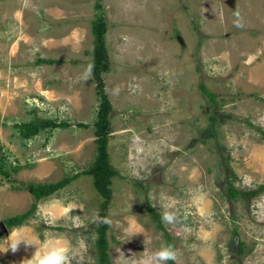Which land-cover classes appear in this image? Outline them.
I'll use <instances>...</instances> for the list:
<instances>
[{
    "label": "rangeland",
    "instance_id": "obj_1",
    "mask_svg": "<svg viewBox=\"0 0 264 264\" xmlns=\"http://www.w3.org/2000/svg\"><path fill=\"white\" fill-rule=\"evenodd\" d=\"M97 18L117 171L104 210L84 173L97 154ZM45 119L57 126L22 135ZM67 178L0 235V249L17 229L37 248L21 242L0 264H27L50 238L72 246L70 264H97L104 224L110 264H141L167 235L174 264H264V191L242 194L264 184V0H0V222L31 207V185ZM53 204L73 210L52 219Z\"/></svg>",
    "mask_w": 264,
    "mask_h": 264
},
{
    "label": "trees",
    "instance_id": "obj_2",
    "mask_svg": "<svg viewBox=\"0 0 264 264\" xmlns=\"http://www.w3.org/2000/svg\"><path fill=\"white\" fill-rule=\"evenodd\" d=\"M92 24L93 32L95 33L96 38L91 59V68L93 70V76L96 81L97 93L100 99V106L98 109L97 118L94 122L95 134L97 135V154L93 163L88 167V169L84 173L92 178L94 189L100 194V196L105 199V202H103L101 207L104 210L108 205L109 200L111 199L112 194L110 183L112 178L117 175V171L113 169L110 164V156L107 150V127L109 126L111 103L104 91V85L101 78V74L103 72L108 71L109 69L108 55L106 52V46L104 41L105 24L101 18L95 19ZM208 94L210 98H213L212 94ZM35 121L37 120L30 121L19 126L20 131L25 138H30L31 136L36 135L38 131L45 126H57V123H55L51 119H45L39 124H37ZM65 124L66 123L63 122L59 125L61 126ZM71 180L72 178H67L54 183L31 185L30 188L35 199L31 207L23 213L8 217L4 220V224L7 226V228L22 225L34 212L38 200L55 193L58 189L64 187ZM262 191H264V184L258 186L256 191L242 192V194L248 196ZM230 193L232 196H236L239 192L230 187ZM148 210L157 218V220L159 221L160 228L163 229V226L160 224V215L156 213L150 206H148ZM106 227L107 225L104 224L103 226L97 229L98 234L95 243L98 254L97 264H110V259L107 251L108 241L106 239L105 234ZM166 240L168 247H171L173 249L174 244L171 241L170 237H168V235ZM242 252L243 246L240 245L239 253ZM170 262L171 264H174L172 260H170Z\"/></svg>",
    "mask_w": 264,
    "mask_h": 264
},
{
    "label": "clouds",
    "instance_id": "obj_3",
    "mask_svg": "<svg viewBox=\"0 0 264 264\" xmlns=\"http://www.w3.org/2000/svg\"><path fill=\"white\" fill-rule=\"evenodd\" d=\"M237 27L241 25L237 23ZM167 208H171L172 204L169 203ZM51 208H58L59 214L63 215L70 213L73 210L72 205L60 206L59 204H53L49 209H45L47 216L52 219L55 218ZM175 219V214L170 211H164L162 214V220L167 223H172ZM9 245L7 248L0 249V252H4L11 249L13 252L17 251L21 242L25 245L34 246L37 248L39 243L36 238H27L21 230H13L7 237ZM74 249L67 241H58L55 238H50L46 243L35 250L30 258H27V264H70V258L74 255ZM175 259V252L171 247H161L155 252L148 255L141 264H167V261Z\"/></svg>",
    "mask_w": 264,
    "mask_h": 264
},
{
    "label": "water",
    "instance_id": "obj_4",
    "mask_svg": "<svg viewBox=\"0 0 264 264\" xmlns=\"http://www.w3.org/2000/svg\"><path fill=\"white\" fill-rule=\"evenodd\" d=\"M7 232H8L7 226L4 224V222H0V235L2 233H7Z\"/></svg>",
    "mask_w": 264,
    "mask_h": 264
}]
</instances>
